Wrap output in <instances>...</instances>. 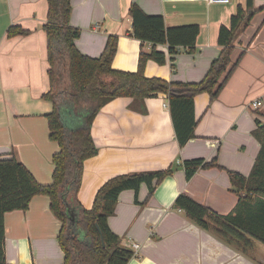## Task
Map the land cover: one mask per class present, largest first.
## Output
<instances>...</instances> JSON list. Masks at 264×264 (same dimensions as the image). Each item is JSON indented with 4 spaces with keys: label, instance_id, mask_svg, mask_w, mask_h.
Listing matches in <instances>:
<instances>
[{
    "label": "crops",
    "instance_id": "obj_1",
    "mask_svg": "<svg viewBox=\"0 0 264 264\" xmlns=\"http://www.w3.org/2000/svg\"><path fill=\"white\" fill-rule=\"evenodd\" d=\"M69 22L80 31L75 44L80 52L97 57L109 35L117 36L112 61L115 69L135 71L141 51L152 44L130 35L128 7L136 3L147 14L163 16L165 26L197 24L195 51L181 48L165 62L145 63L146 76L167 81H199L219 55L221 25H228L238 4L207 0H70ZM264 0H253L259 7ZM46 0H0V157L14 156L39 183L52 180L53 165L44 168L58 150L49 138L45 115L52 109L43 95L49 90L46 36ZM27 34L7 36L11 26ZM240 60L218 96L194 98L195 137L180 146L175 136L167 96L143 101L117 97L98 111L91 125L97 154L83 163L77 199L90 208L97 189L109 178L125 173L174 167L148 198L142 184L137 192H120L108 225L127 248L126 240L139 244L127 264H264V246L241 251L223 238L195 224L173 206L180 193L218 213L229 212L238 200L228 171L248 176L259 143L253 138L256 120L264 123V11L254 14L234 41L231 62ZM260 104L253 107V103ZM163 104L167 106H163ZM46 121V127H44ZM216 158L220 167L200 168L186 180V159ZM4 252L7 264H61L63 251L57 233L60 222L48 206V197L35 195L26 210L4 215Z\"/></svg>",
    "mask_w": 264,
    "mask_h": 264
},
{
    "label": "trees",
    "instance_id": "obj_2",
    "mask_svg": "<svg viewBox=\"0 0 264 264\" xmlns=\"http://www.w3.org/2000/svg\"><path fill=\"white\" fill-rule=\"evenodd\" d=\"M46 1L47 17L42 29L46 36L50 88L43 98L52 104L45 117L49 138L57 143L58 150L52 155V180L47 184L39 183L13 155L0 157V264H7L5 213L26 210L32 197L39 194L48 197L49 209L60 222L57 241L63 251L61 264H127L133 251L121 244V239L108 225L118 196L123 190H133L137 201V192L145 184L149 198L155 187L173 173L174 167L115 175L97 189L90 208L82 207L77 193L83 163L97 154L90 132L94 117L102 106L117 97L143 101L165 94L176 139L184 146L195 137V96L207 93L210 100L218 96L241 57L231 62L234 41L254 14L264 11V3L254 7L253 0H245L244 5L238 4L229 24L219 27L220 53L201 80L167 81L146 76L145 63L148 60L158 64L165 62L166 54L156 49L157 44L167 46L170 59L181 48L193 53L199 34L197 24L167 27L162 15L147 14L136 3H131L128 7L132 19L130 35L151 43L152 48L139 53L135 71H124L112 66L117 50L116 35L107 37L99 56L83 54L75 44L80 31L69 22L70 0ZM17 34H27V31L15 25L8 28L7 36ZM256 124L252 134L259 143V150L249 175L228 171L231 186L239 196L229 212L218 213L185 193L178 194L173 204L195 224L243 252L256 244L264 246V123L256 120ZM182 166L186 180L200 168L220 167L215 157L209 161L186 159Z\"/></svg>",
    "mask_w": 264,
    "mask_h": 264
},
{
    "label": "built area",
    "instance_id": "obj_3",
    "mask_svg": "<svg viewBox=\"0 0 264 264\" xmlns=\"http://www.w3.org/2000/svg\"><path fill=\"white\" fill-rule=\"evenodd\" d=\"M207 2L208 3H218V4H229L231 0H207ZM259 104H260L259 101L254 102L253 107L258 106ZM163 106H167V105L163 104ZM126 244L129 246L130 249H132L133 252L139 248V244L133 241L126 240Z\"/></svg>",
    "mask_w": 264,
    "mask_h": 264
},
{
    "label": "rangeland",
    "instance_id": "obj_4",
    "mask_svg": "<svg viewBox=\"0 0 264 264\" xmlns=\"http://www.w3.org/2000/svg\"><path fill=\"white\" fill-rule=\"evenodd\" d=\"M44 125H45L44 127H46V121H44ZM253 138H255V137L253 136ZM255 140H256V138H255ZM48 158H49V161L46 164H44V168H46L47 166H49L50 164H52V157L49 156Z\"/></svg>",
    "mask_w": 264,
    "mask_h": 264
},
{
    "label": "water",
    "instance_id": "obj_5",
    "mask_svg": "<svg viewBox=\"0 0 264 264\" xmlns=\"http://www.w3.org/2000/svg\"><path fill=\"white\" fill-rule=\"evenodd\" d=\"M101 239H102V246H104V243H103V238H102V236H101Z\"/></svg>",
    "mask_w": 264,
    "mask_h": 264
}]
</instances>
